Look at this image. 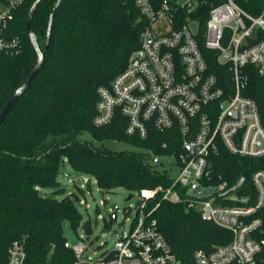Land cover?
Returning <instances> with one entry per match:
<instances>
[{
  "label": "trees",
  "instance_id": "trees-1",
  "mask_svg": "<svg viewBox=\"0 0 264 264\" xmlns=\"http://www.w3.org/2000/svg\"><path fill=\"white\" fill-rule=\"evenodd\" d=\"M56 1L42 0L31 21L42 47ZM235 1L253 16L263 14L264 0ZM33 2L25 0L15 9L9 24V32L21 37V51L0 52V111L36 62V50L25 30ZM62 2L54 15L44 63L0 126V264H8V249L14 240L25 245V264H73L74 252L65 246L64 231L66 225L73 229L79 225L78 206L69 196L58 199L41 192L51 188L63 193L58 177L65 161L75 171L94 177L98 187L106 191L123 187L133 194L142 188L168 187L173 181L170 173L152 163L149 150L161 155L174 152L180 147L176 135L153 131L146 140L129 137L121 115L106 126L93 124L98 87L110 85L140 45L146 21L136 4L133 0ZM210 9L205 3L194 13L200 20L201 34ZM263 38V30L257 27L251 42ZM202 49L208 72L227 86L231 76L228 68L216 61L214 51L203 45ZM245 73L249 77L244 94L256 101L264 126V77L253 65H247ZM85 131L100 141L126 140L136 149L98 146L80 137ZM166 141L167 148H162ZM211 163L214 181L218 173L230 183L243 175L254 195L252 174L264 170V156L235 155L220 144ZM144 213L156 219L181 264H190L196 249L210 250L232 237L230 231L204 220L184 203L162 200L160 195L148 203Z\"/></svg>",
  "mask_w": 264,
  "mask_h": 264
},
{
  "label": "built area",
  "instance_id": "built-area-1",
  "mask_svg": "<svg viewBox=\"0 0 264 264\" xmlns=\"http://www.w3.org/2000/svg\"><path fill=\"white\" fill-rule=\"evenodd\" d=\"M133 1L146 21L140 45L110 85L98 87L93 124L106 126L121 115L129 137L146 140L153 131H170L180 147L164 155L149 150L151 161L161 165L169 160L180 170L177 177L172 176L170 186L138 192L137 215L127 231L115 229L112 250L92 258L87 244L71 245L66 240L65 246L74 252L73 264H181L156 219L144 213L158 195L162 200L184 203L232 235L210 250L196 249L190 264H264V170L252 174L253 195L245 176L230 183L218 173L214 181L211 168L220 144L235 155L264 156L259 108L244 94L247 65L255 66L264 77V38L251 42L257 27L264 32V11L253 16L235 0ZM24 2L0 0V52L21 51V37L9 32V24L13 11ZM205 3L211 9L201 34L194 13ZM202 45L228 68L227 86L208 72ZM167 145L166 141L161 147ZM244 188L247 192H242ZM8 252V264L26 263L22 241L14 240Z\"/></svg>",
  "mask_w": 264,
  "mask_h": 264
},
{
  "label": "rangeland",
  "instance_id": "rangeland-1",
  "mask_svg": "<svg viewBox=\"0 0 264 264\" xmlns=\"http://www.w3.org/2000/svg\"><path fill=\"white\" fill-rule=\"evenodd\" d=\"M83 140L92 141L96 145L106 146L112 150H135L134 145H131L126 140L105 139L96 140L90 132H84L80 135ZM166 160V159H165ZM162 170H167L173 177L179 174V165L168 161L159 166ZM61 171L72 173L73 176L68 179H63L60 174L58 180L63 193L56 192L55 189H41V192L62 199L65 196L75 200L78 209L81 213V221L76 229L65 226L64 235L67 241L74 245L79 241L88 245V256L96 258L105 250L114 248L116 239L112 231H127L136 212V197L137 192H133V197L130 200L126 198L132 193L123 187H118L113 191L102 190L98 187L96 179L92 176H87L75 171L70 164L65 161L61 165ZM78 179H82L81 184H77ZM116 204L114 210L115 216L112 215L113 210L111 205Z\"/></svg>",
  "mask_w": 264,
  "mask_h": 264
},
{
  "label": "water",
  "instance_id": "water-1",
  "mask_svg": "<svg viewBox=\"0 0 264 264\" xmlns=\"http://www.w3.org/2000/svg\"><path fill=\"white\" fill-rule=\"evenodd\" d=\"M42 0H35V2L32 3L30 10L28 12V19L26 20V24H25V30L26 33L29 36L31 43L34 47V50H36L37 53V58H36V62L33 66V70L30 71L29 75L27 76V78L24 80V82L17 87V89L12 93L11 97L8 99V101L6 102V104L3 106L2 110L0 111V126L4 120V118L6 117L7 113L9 112V110L11 109L12 105L14 104V102L21 96V94L28 89V87H30V85L32 84V82L34 81V79L37 77L40 68L42 67L43 63H44V59L48 50V46H49V42H50V36H51V31H52V25H53V19H54V15L55 12L57 11L58 7L61 5V3H63V0H57L50 12V17H49V22H48V28H47V34H46V40H45V44L42 47L39 43L38 37L37 35L33 32V30L31 29V21L33 19V16L35 14V11L39 5V3ZM1 8H3V5L1 6ZM60 176L63 179H68L70 177L73 176L72 173H69L67 171H61ZM82 179H78L77 184H81ZM133 197V194L130 193V195L126 198V200H130ZM117 208L116 204H112L111 205V209L113 210L112 215L115 216V212L114 210ZM117 235V230H113V236Z\"/></svg>",
  "mask_w": 264,
  "mask_h": 264
}]
</instances>
